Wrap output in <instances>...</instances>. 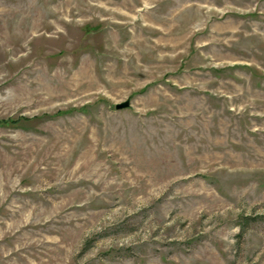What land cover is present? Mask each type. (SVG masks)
<instances>
[{"label": "rangeland", "instance_id": "374dc122", "mask_svg": "<svg viewBox=\"0 0 264 264\" xmlns=\"http://www.w3.org/2000/svg\"><path fill=\"white\" fill-rule=\"evenodd\" d=\"M0 264H264V0H0Z\"/></svg>", "mask_w": 264, "mask_h": 264}, {"label": "water", "instance_id": "95a60500", "mask_svg": "<svg viewBox=\"0 0 264 264\" xmlns=\"http://www.w3.org/2000/svg\"><path fill=\"white\" fill-rule=\"evenodd\" d=\"M128 106H129V101H124V102H121V103H117L115 105V109L116 110H120V109L127 108Z\"/></svg>", "mask_w": 264, "mask_h": 264}]
</instances>
